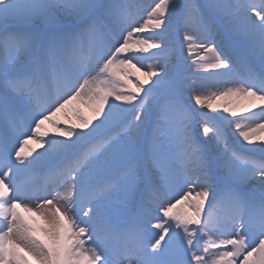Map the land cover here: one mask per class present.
<instances>
[{"label": "snow or ice", "instance_id": "6c2138e0", "mask_svg": "<svg viewBox=\"0 0 264 264\" xmlns=\"http://www.w3.org/2000/svg\"><path fill=\"white\" fill-rule=\"evenodd\" d=\"M0 264H264V0H0Z\"/></svg>", "mask_w": 264, "mask_h": 264}, {"label": "rangeland", "instance_id": "374dc122", "mask_svg": "<svg viewBox=\"0 0 264 264\" xmlns=\"http://www.w3.org/2000/svg\"><path fill=\"white\" fill-rule=\"evenodd\" d=\"M151 2H152V0H137V3L144 4V5H147ZM192 59H195V57H192ZM201 83L210 85L212 82L211 81H201ZM215 90L216 89L213 87H207V88H203L202 92H203V94H209L210 92L215 91ZM214 114L215 113H213V115ZM89 115H91V113H89Z\"/></svg>", "mask_w": 264, "mask_h": 264}, {"label": "bare ground", "instance_id": "6f19581e", "mask_svg": "<svg viewBox=\"0 0 264 264\" xmlns=\"http://www.w3.org/2000/svg\"><path fill=\"white\" fill-rule=\"evenodd\" d=\"M35 147H37V149H39V145H34Z\"/></svg>", "mask_w": 264, "mask_h": 264}]
</instances>
